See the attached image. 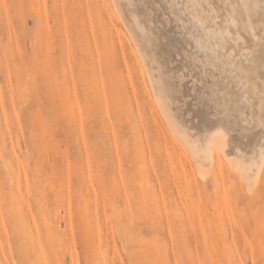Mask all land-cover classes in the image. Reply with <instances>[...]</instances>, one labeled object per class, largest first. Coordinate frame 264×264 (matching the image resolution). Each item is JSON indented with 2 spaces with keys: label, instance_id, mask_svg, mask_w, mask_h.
<instances>
[{
  "label": "rangeland",
  "instance_id": "374dc122",
  "mask_svg": "<svg viewBox=\"0 0 264 264\" xmlns=\"http://www.w3.org/2000/svg\"><path fill=\"white\" fill-rule=\"evenodd\" d=\"M114 24L103 0H0V264H264V172L180 162Z\"/></svg>",
  "mask_w": 264,
  "mask_h": 264
},
{
  "label": "bare ground",
  "instance_id": "6f19581e",
  "mask_svg": "<svg viewBox=\"0 0 264 264\" xmlns=\"http://www.w3.org/2000/svg\"><path fill=\"white\" fill-rule=\"evenodd\" d=\"M103 4L114 27L120 17L126 24L128 74L134 84L138 70L151 86L180 162L199 176L216 164L220 182L225 164L254 187L264 172V0Z\"/></svg>",
  "mask_w": 264,
  "mask_h": 264
}]
</instances>
